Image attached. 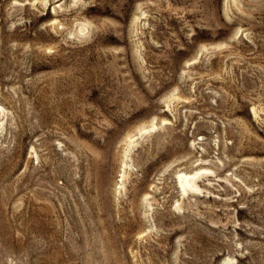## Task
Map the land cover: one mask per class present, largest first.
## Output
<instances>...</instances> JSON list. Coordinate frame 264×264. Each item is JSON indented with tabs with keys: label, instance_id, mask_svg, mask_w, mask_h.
I'll use <instances>...</instances> for the list:
<instances>
[{
	"label": "rangeland",
	"instance_id": "1",
	"mask_svg": "<svg viewBox=\"0 0 264 264\" xmlns=\"http://www.w3.org/2000/svg\"><path fill=\"white\" fill-rule=\"evenodd\" d=\"M0 264H264V0H0Z\"/></svg>",
	"mask_w": 264,
	"mask_h": 264
},
{
	"label": "bare ground",
	"instance_id": "2",
	"mask_svg": "<svg viewBox=\"0 0 264 264\" xmlns=\"http://www.w3.org/2000/svg\"><path fill=\"white\" fill-rule=\"evenodd\" d=\"M178 177L180 178V184H181L182 186H184V184H185V183H184V182H185V178H187V176H186V177L184 176V179H183V176H182V175H181V176L179 175Z\"/></svg>",
	"mask_w": 264,
	"mask_h": 264
}]
</instances>
